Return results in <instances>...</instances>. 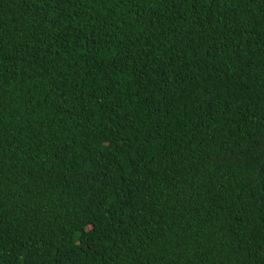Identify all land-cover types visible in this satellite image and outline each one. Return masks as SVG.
I'll return each instance as SVG.
<instances>
[{"label": "trees", "instance_id": "1", "mask_svg": "<svg viewBox=\"0 0 264 264\" xmlns=\"http://www.w3.org/2000/svg\"><path fill=\"white\" fill-rule=\"evenodd\" d=\"M0 264H264V0H0Z\"/></svg>", "mask_w": 264, "mask_h": 264}]
</instances>
